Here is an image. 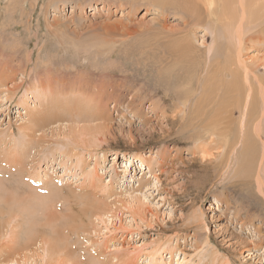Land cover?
Here are the masks:
<instances>
[{"label":"rangeland","instance_id":"obj_1","mask_svg":"<svg viewBox=\"0 0 264 264\" xmlns=\"http://www.w3.org/2000/svg\"><path fill=\"white\" fill-rule=\"evenodd\" d=\"M168 1L0 0V194H50L52 187L64 196L49 217L33 213L39 230L30 232L37 231L41 246L25 249L19 241L33 214L8 211L11 202L0 198V264H264L262 216L247 219L238 199L243 192L227 191L233 170L199 187L212 173L198 168L194 138L181 130L189 118L174 120V104L163 100L174 70H195L186 50L203 54L219 37L221 12L208 17L202 6L199 19H190ZM187 34L196 47H183ZM245 54L248 61L264 57V47L256 43ZM136 94L146 117L125 105ZM260 106L257 100L253 109ZM102 107L103 118L85 124L103 132L96 144L73 140L71 113L84 118ZM39 118L47 120L44 127L28 131ZM130 195L142 200H135L134 216L121 206ZM107 211L114 217L108 224L96 218ZM43 243L51 255L41 263Z\"/></svg>","mask_w":264,"mask_h":264},{"label":"bare ground","instance_id":"obj_2","mask_svg":"<svg viewBox=\"0 0 264 264\" xmlns=\"http://www.w3.org/2000/svg\"><path fill=\"white\" fill-rule=\"evenodd\" d=\"M161 1L164 2V0ZM169 1H171V4L173 6H176L177 8L181 9L184 12V14H186L190 19L198 20L200 17L199 13H201V10L202 12H204L203 7L205 8L204 10L206 11L205 14L207 12L212 13L215 10L217 13H219V10L221 12L220 16L217 14L219 16L218 21L222 25L221 33L219 34L220 38L215 37V35L212 34V36L214 35V38L206 48L207 50L205 51V53L203 54H195L194 52L190 53L189 50L184 49L186 50V55H189L188 57L192 58V60L195 61L194 64L196 66L195 70H191V71L188 70L189 74L187 75H183L181 73V70L183 69L174 70L173 73L170 75L171 78L170 79L168 78L169 80H166V84L164 87V89L166 88L165 89L166 91L163 90V94L165 96V98L163 99L164 103L168 101L171 102V104L172 103L174 104V107L171 105L172 106L171 108H174L171 111L173 119L175 120L177 117H185V119L187 117L189 118L185 120L183 125L184 127L181 126L183 127V129L181 130L182 131L185 130L184 131L186 132L185 137L187 139L194 138L196 144L195 147L191 150L195 154H199V158L196 159V161H198L197 163L198 168H200L201 170H206L205 171L206 174L212 173V176L210 177L206 176L204 179L200 178L202 184L199 185V187L201 186L206 187L208 185V182L211 183L210 182L211 178L214 179L217 176H219L221 179V177L224 175L225 172H231L233 170V175L232 177L229 178L230 180L232 178V181L229 182V184L227 185L228 186L227 191L231 190L236 194L240 191L243 192V195L241 194V197L238 195V199L241 202V208L245 210L246 218L249 217L250 220L252 221L257 217L262 216V218L261 217L260 218L261 220L264 221V199H262L264 198V120H263L264 77L258 73L259 70L261 69L260 67L264 66V63L262 62L263 61L262 58L264 57L252 58L251 61H248V59L245 58L246 55L245 51H247V49H249L250 47L255 46L256 43L258 44L262 43V47H264V25L259 27L261 28L260 30L252 31L253 30L252 24L258 19L264 18V0H236L234 4H233L234 0H169ZM163 4L165 5V3ZM201 7L202 9L199 11ZM237 7L239 12L237 11ZM207 16L209 17V15ZM213 21L215 22V20ZM205 25L206 24H204V26ZM256 35L258 36V40H256L257 42L254 40V42L252 43V40ZM192 38L188 35V38L182 40L185 42V45L183 46L184 48L189 49L192 47L191 40L192 41L194 40ZM173 44L176 45L175 43ZM194 46L195 45H193V47ZM179 50L182 51L183 49H179ZM199 51L201 52L200 49ZM170 68H172V66ZM157 77L158 76H156L155 79H157ZM183 83H185V85L187 86L185 85L181 86L183 85ZM158 89L160 90V87ZM197 92L199 93L198 95ZM141 98H142L141 95L138 96V94H136L128 102L126 100L123 101L127 102L125 104L126 107L129 110H131L134 114H136L139 117H146V112L142 105L143 99ZM151 99L153 100V97H151ZM257 100L261 102V106L259 108L260 110L258 112H256L253 109V107L255 106V102ZM155 103L156 104L153 105V109L156 110L157 112L158 109L156 108L157 102ZM161 105L163 106L162 102ZM100 109L101 111L98 110L99 112L97 110L93 111L95 113L94 115L90 114L87 117L84 116V118L82 117L83 115H80L81 117H78L77 116L79 115L78 113L76 114L74 112L71 113V115H73L74 117V120L72 121L74 125L73 130L77 134V135L75 134L76 138H73V140L82 139V137H88L90 142L96 144L94 142L98 139V136L103 132H101L100 128L93 127V125L89 126L85 124H90L92 122L98 121L99 119L103 118V116L100 115V112H102L103 107ZM236 110L240 112L239 118L236 117L234 118V113ZM72 111L74 110H71V112ZM160 111L164 115L167 113V110H164V108L162 107ZM250 117H254V118L250 120L251 119ZM45 121L47 120L45 119L42 120V118H39V120L35 121V123L32 126L29 125L27 127V130L33 131L37 129V127L43 128ZM173 122L174 121H172V123ZM174 124L175 123H173L172 125ZM180 125H182V122H180ZM25 132L26 133L24 134L30 135L27 131ZM35 135L34 137H36ZM239 144L241 145L240 146L241 148L239 151H237ZM23 149L26 148L23 147ZM215 150H218L219 152L216 154ZM220 150L222 152H220ZM235 153H236L234 159L235 164L233 166L232 165L233 155ZM221 154H222V158L219 160V162L214 163V159H217ZM21 157L19 161H21ZM1 164L3 165V163L0 160V167ZM95 176L92 179H95ZM0 185H5V183L3 184V179L1 177H0ZM254 186H256L257 191L259 192L260 195L255 192L253 188ZM9 189L11 190V188ZM51 189L53 190L52 191L49 190L50 194L48 193L39 194L38 192L35 193L25 192L24 195L25 194L26 195L24 196L22 193L15 191L11 195L8 194V196L0 194V198L5 200V202H11V205L6 203L5 207L7 208L8 211L21 212L24 213V215L26 214L25 212H27L28 215L30 214L29 216H31L33 213H36V211H39V213L44 212L49 217V215L55 213L57 201L61 197H64L62 194L63 192L59 190L60 188L58 189L51 187ZM31 190L33 191L34 189ZM244 191H246L247 193H245ZM7 192L8 191H6V193ZM51 192H53V194H51ZM26 197H30V198L27 199ZM136 199H138L137 200L138 203H142L140 196L130 195V197L125 199L123 201V204H121V206L127 204L126 207L124 208L130 211V215L132 216H134L132 212H133L134 202ZM102 204L103 202H101V206ZM95 205L93 206L95 207ZM2 208L0 207V209ZM109 212L110 211L105 212V215L103 216H102L103 213L97 214L96 218L101 219L102 222H105L106 224L112 223V218H111V216L113 217L112 213L111 215L106 216V214H109ZM61 213H63V211ZM37 214L38 213H36V215ZM36 215L33 214L31 218H29L28 220L29 221L28 223H30L28 228H30V230L25 227L26 230L28 229V231L25 233L26 235L25 239H22L21 237L22 241L21 242L19 241V243L22 244L21 249H25L27 246H30L31 244L32 245L37 244L41 246L40 245L41 241L38 240V237L36 238V236H38L37 231L39 229L34 228V226L36 227L37 224V220L35 218ZM54 215L53 217L50 216L53 219L52 221H54L53 224L58 222L59 221L58 219L60 217L56 215L58 217L57 219V217L55 218ZM54 218L56 219V222ZM61 219L60 221H62ZM65 221L66 220L62 222L63 225ZM52 228L55 227L53 226ZM31 229L37 231L32 230V232H30ZM52 232L54 233V231ZM44 236L47 237V235ZM47 238H49L50 240V237ZM57 242L59 241L57 240ZM45 246L46 243L45 245L43 243L42 248H40V250L43 251L44 254H40L39 256L37 255L41 263L44 262L45 257L51 255V249ZM53 246L55 247L56 244H54Z\"/></svg>","mask_w":264,"mask_h":264}]
</instances>
